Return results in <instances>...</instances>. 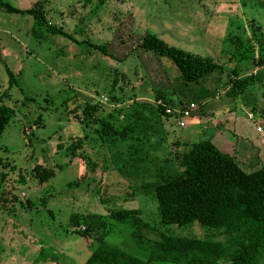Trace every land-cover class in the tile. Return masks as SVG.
<instances>
[{
  "label": "rangeland",
  "instance_id": "374dc122",
  "mask_svg": "<svg viewBox=\"0 0 264 264\" xmlns=\"http://www.w3.org/2000/svg\"><path fill=\"white\" fill-rule=\"evenodd\" d=\"M0 2L21 9L36 4L45 18L0 7V103L15 112L0 137V264H83L107 230L105 242L143 258L130 236L131 225L110 213L139 210L140 218L157 226L153 185L181 172L179 155L205 138L175 144L198 126L189 118L179 127L178 116L157 111V90L173 92L178 102H196L200 108L192 116L201 115L203 95L210 106L225 97L231 69L253 61L236 58L239 49L250 42L254 61L258 58L264 0ZM146 31L208 56L222 69L197 83H183L172 60L138 49ZM94 44L107 46V54ZM249 90L259 100L264 84ZM86 104L95 105L91 115L84 111ZM101 120L116 133L108 134ZM74 140H80V148L71 147ZM255 149L248 162L239 163L243 170L264 168V149ZM35 165L54 175L39 183ZM89 216L95 222L90 235L75 233L78 226L71 218L88 231L83 219ZM164 227L180 236L224 239L222 229L208 230L197 221Z\"/></svg>",
  "mask_w": 264,
  "mask_h": 264
},
{
  "label": "trees",
  "instance_id": "16d2710c",
  "mask_svg": "<svg viewBox=\"0 0 264 264\" xmlns=\"http://www.w3.org/2000/svg\"><path fill=\"white\" fill-rule=\"evenodd\" d=\"M0 7L7 13L30 15L45 21L43 13L36 4L21 9L0 2ZM53 32L68 36L60 30ZM137 45L142 52L166 56L172 60L183 83H197L218 69H222L210 57L190 53L168 44L150 31H146L141 36ZM245 46L244 44V48L239 49L240 55L236 58L250 57L254 61V45L249 42L246 46L247 50ZM93 47L107 54V46L94 44ZM257 53L258 58L254 62L257 66H263L264 41L258 42ZM7 73L14 81V73L9 69ZM261 77V73H250L239 77L234 67L231 69L224 96L230 100L236 99L244 94L247 88L256 85L257 79L263 81L264 77L262 79ZM171 93L173 92L157 90L155 99L160 101L157 111L159 110L167 118L178 116L180 119L175 112L167 113L165 106L186 107L196 102L192 101L188 104L180 102L181 100L178 102V98H171ZM196 105L197 110L187 119L192 118V115L199 110V105ZM94 108V104H86L84 111L90 113ZM14 113L13 107L0 103V137ZM95 121L93 119L90 123ZM101 122L105 124L104 120ZM105 125L108 134L116 133L107 122ZM235 136L236 133L231 129H219L210 139L191 142L188 149L179 155L178 162L183 168L182 171L178 174L164 175L152 187V196L156 201L157 226L140 218L139 210L121 208L110 213V217L117 222L131 225L130 236L135 240L143 258L135 257L105 242L104 235L108 233L107 230L102 232V238L97 241L83 264H264V168L245 171L240 167L233 147ZM181 143L188 142H180L179 139L175 141V144ZM71 147L80 148V140H74ZM34 172L39 183L48 181L54 175L52 169L40 165L34 166ZM91 218L92 216L83 219L88 231L80 230L76 218H71L73 225L78 226L75 233L84 237L89 236L91 226L95 223ZM193 221H197L208 230L222 229L224 239L180 236L172 234L164 227L170 225L186 227ZM151 235L155 238H150Z\"/></svg>",
  "mask_w": 264,
  "mask_h": 264
},
{
  "label": "crops",
  "instance_id": "0c3cea01",
  "mask_svg": "<svg viewBox=\"0 0 264 264\" xmlns=\"http://www.w3.org/2000/svg\"><path fill=\"white\" fill-rule=\"evenodd\" d=\"M250 64L251 66H249V63L247 66H245V64L243 67L241 65L238 66L239 69L237 68V73L239 77L250 73H261L262 77H264V65L257 66L254 61L250 62ZM257 81L256 84H264V78L263 81H259V79H257ZM253 86L247 88L244 94L239 95L236 99H232L230 104L227 102L229 98L221 97L218 99L219 96L217 95L215 99L218 100L216 102H211L210 106L208 98L203 95L201 99L200 94L196 95V97L200 98L202 101L201 105L203 107L201 115H194L189 121L194 128L198 126L194 131L196 134L192 133L193 129L187 130L179 136L180 142H190L192 137H197L198 135H204V139H210L219 129L228 128L236 133L233 145L236 161L241 164L248 162V159H251L254 155V151L256 150L255 147H262L264 149V126L262 127V123H264V92H260L261 97L257 100L255 96L249 95V89H252ZM223 92L225 93V90H223ZM254 108L258 113H253L255 112L253 110ZM249 116H251V118H249ZM258 128L261 130L258 131ZM202 129L205 131H201ZM199 131L200 134H198ZM258 152H260L259 149ZM241 153H244V155L241 156ZM239 160L241 162H239Z\"/></svg>",
  "mask_w": 264,
  "mask_h": 264
},
{
  "label": "built area",
  "instance_id": "2783aa9c",
  "mask_svg": "<svg viewBox=\"0 0 264 264\" xmlns=\"http://www.w3.org/2000/svg\"><path fill=\"white\" fill-rule=\"evenodd\" d=\"M158 103H160V101H158ZM198 106L194 103H190L188 106L186 107H175V108H167L165 109L167 113H171V112H175L176 114H178L180 116L178 125L179 126H184L185 124V119H187L190 114L197 110ZM249 118H251V116H249ZM261 129L258 128V131H260Z\"/></svg>",
  "mask_w": 264,
  "mask_h": 264
}]
</instances>
